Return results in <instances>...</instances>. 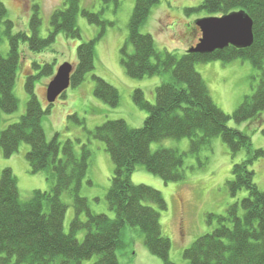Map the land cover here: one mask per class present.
I'll use <instances>...</instances> for the list:
<instances>
[{
	"label": "trees",
	"instance_id": "16d2710c",
	"mask_svg": "<svg viewBox=\"0 0 264 264\" xmlns=\"http://www.w3.org/2000/svg\"><path fill=\"white\" fill-rule=\"evenodd\" d=\"M160 2L137 0L129 37L122 50V63L131 78L169 75L170 81L156 89L154 105L142 90L134 92L135 104L148 113L142 128L133 129L125 121L117 120L89 132L94 140L105 144L115 165L106 196L114 219L105 214H94L89 201L80 195L92 155L88 144L81 148V156H78L71 140L61 143L56 135L48 141L42 119L51 113L53 105L47 109L42 107L36 95V81L41 76L51 77L54 64H34L41 73L27 76L29 101L26 113L7 129L2 131L0 127V148L4 156L10 158L23 143L28 144L31 150L26 158L31 173H50L55 184L50 192L34 191L32 197L23 202L13 171L5 169L2 172L0 264H84L93 258H96L94 264H119L117 252L126 228L141 232L147 250L163 264H174L170 258L172 243L163 236L161 225V213L168 210L166 200L161 192L135 185L131 178L142 166L165 184L182 183L186 180L185 158L200 159L204 150L212 149L216 138L222 139L233 156L246 151V161L233 167V178L227 182V187L233 198L243 191L248 196L229 206L224 215L209 214L207 223L215 227L213 232L196 240L185 251L184 258L189 264H264V193L254 183L255 173L250 169L264 158V151L253 148L248 134L229 127L230 121L237 125L259 123V130L264 135L261 122L264 112V0H203L200 7L186 9L188 16L204 11L210 17L244 11L253 21L254 43L247 49L229 46L211 54L185 52L181 57L168 51L159 52L154 38L141 32L153 8ZM81 12L89 24L100 28V34L78 46L72 88L81 86L86 76L94 71L96 43L113 24L103 20L101 14L81 9L80 0H64L62 7L51 15L47 38L41 36L43 22L38 5L33 7L28 31L15 33V24L8 19V11L0 0V47L5 40L9 44L7 56L0 54V115L13 114L19 109L14 89L22 60V45H27L31 52L42 54L56 43L60 34L81 41L82 33L77 26ZM191 27L190 34L199 35L196 24ZM130 46L133 53L129 52ZM235 61L250 62L260 72V78L254 94L245 97L233 115H227L213 101L196 65ZM94 80V96L111 108L118 107V90L99 77ZM65 97L66 93L60 98ZM71 119L85 123L78 116ZM184 139L190 141L188 153L169 149L151 151L154 143ZM65 193L72 196L75 209L69 234L64 230L68 207L61 198ZM81 232L85 233L82 242L77 238Z\"/></svg>",
	"mask_w": 264,
	"mask_h": 264
},
{
	"label": "rangeland",
	"instance_id": "374dc122",
	"mask_svg": "<svg viewBox=\"0 0 264 264\" xmlns=\"http://www.w3.org/2000/svg\"><path fill=\"white\" fill-rule=\"evenodd\" d=\"M63 1L1 0L8 11V19L15 24V33L28 31L33 7L38 5L43 22L42 38H47L49 35L51 15L62 7ZM136 2L137 0H112L109 3L104 0H80L81 9L101 14L102 19L113 26H108L104 37L96 43L94 71L86 76L81 86L70 87L66 97L59 98L53 105L51 113L42 119L48 141L56 135H59L61 143L71 140L75 144L78 156H81V148L88 144L92 155L80 195L89 201L94 214H105L111 219L115 218V214L110 211L106 196L114 177L115 165L106 151L105 144L94 140L89 132H94L106 122L117 120L125 121L133 129L142 128L148 113L135 104L134 92L138 89L142 90L146 99L154 105L156 89L162 83L170 81L169 75L144 79L131 78L122 63V50L129 37V26ZM202 3L203 0H161L160 4L153 8L141 32L154 38L159 52L168 51L181 57L188 49L195 46L197 39L201 37L200 32L199 35L190 34L191 25L199 19L210 17L204 11L190 16L185 11L198 8ZM77 26L82 33L81 41L68 39L64 34H60L56 43L42 54L31 52L27 45H22V60L14 89L19 101V109L13 114L1 113L2 131L18 123L26 113L29 101L26 91L27 76H38L41 73V69L34 67L35 63L40 66L54 64L51 77L41 76L36 81V95L42 107L47 109L49 106L46 99L47 86L58 68L64 63L76 67L78 46L82 42L96 39L100 34V28L89 24L82 12L77 19ZM8 51L9 44L5 40L0 47V54L7 56ZM133 51L130 46L129 52L133 53ZM196 70L206 82L215 104L227 115H233L245 97L254 94L259 84L260 72L248 61L198 64ZM94 77L103 79L118 90L120 94L118 107L111 108L94 96L96 86ZM72 116H78L85 123L80 124L72 120ZM261 122L264 126V112ZM259 125V123L237 125L234 121L229 122L230 128L249 135L255 150L264 151V135L259 130L261 128ZM161 149L188 153L190 141L165 140L151 145L153 153ZM30 150L31 147L23 143L17 153L6 158L0 148V178L5 169L13 171L18 180L20 198L23 202L28 201L34 191L50 192L55 184V180L50 179V173H31L26 158ZM246 159V151L233 156L222 139L216 138L212 143V149L204 150L200 159L190 156L185 158L186 180L182 183L165 184L161 178L148 173L142 166L136 169L131 178L132 183L151 187L161 192L166 200L168 210L161 213V225L163 236L172 243L170 258L174 264H189L184 258L185 251L200 237L213 232L215 227L207 223L209 214L224 215L229 206L248 196V193L243 191L237 198H233L227 187V182L233 178V167ZM250 169L255 173L254 183L264 193V158L256 161ZM61 199L68 207L64 230L69 234L75 218L74 202L69 193H65ZM77 238L82 242L85 233H79ZM121 242L122 246L117 252L119 264H163L147 250L144 236L138 230L126 228ZM95 262L96 258H93L84 264Z\"/></svg>",
	"mask_w": 264,
	"mask_h": 264
},
{
	"label": "water",
	"instance_id": "95a60500",
	"mask_svg": "<svg viewBox=\"0 0 264 264\" xmlns=\"http://www.w3.org/2000/svg\"><path fill=\"white\" fill-rule=\"evenodd\" d=\"M195 24L200 29L201 38L196 46L187 51L188 53L211 54L229 46L247 49L254 43L253 21L244 11L222 17L202 18ZM74 70L69 63H64L58 68L46 90L49 105H54L69 90Z\"/></svg>",
	"mask_w": 264,
	"mask_h": 264
}]
</instances>
